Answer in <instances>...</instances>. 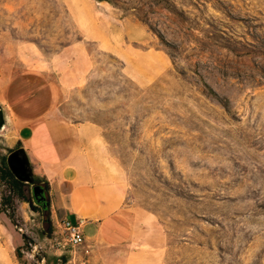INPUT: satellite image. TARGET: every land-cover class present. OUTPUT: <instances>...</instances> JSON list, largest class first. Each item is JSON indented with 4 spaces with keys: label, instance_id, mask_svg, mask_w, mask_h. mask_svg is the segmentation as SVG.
<instances>
[{
    "label": "rangeland",
    "instance_id": "374dc122",
    "mask_svg": "<svg viewBox=\"0 0 264 264\" xmlns=\"http://www.w3.org/2000/svg\"><path fill=\"white\" fill-rule=\"evenodd\" d=\"M0 106V166L43 115L100 126L141 220L73 249L0 179V264H264V0H0Z\"/></svg>",
    "mask_w": 264,
    "mask_h": 264
},
{
    "label": "crops",
    "instance_id": "0c3cea01",
    "mask_svg": "<svg viewBox=\"0 0 264 264\" xmlns=\"http://www.w3.org/2000/svg\"><path fill=\"white\" fill-rule=\"evenodd\" d=\"M16 144L32 175L49 185L50 218L57 228L62 220L80 223L84 244L92 247L125 251L141 244L140 216L125 203L123 176L100 126L56 124L43 115L19 131Z\"/></svg>",
    "mask_w": 264,
    "mask_h": 264
},
{
    "label": "trees",
    "instance_id": "16d2710c",
    "mask_svg": "<svg viewBox=\"0 0 264 264\" xmlns=\"http://www.w3.org/2000/svg\"><path fill=\"white\" fill-rule=\"evenodd\" d=\"M0 179L8 185V187L10 188V190L12 192H14L18 196H20L23 199V201L30 203V201L23 196V185L11 173V171L7 167L5 158H3L1 160ZM39 182H41V181H39ZM41 183L43 184V186L45 187V190H46L45 197L42 199H39V200H35L33 198V200L35 201V203L39 207V210H40L41 215H42L43 224L47 227H51L52 222H51V218H50V200H49V194H48L49 185L47 182H41ZM1 205L2 206L10 205V201L7 198L2 199ZM24 241H25V239H24ZM15 255H16V257H19L18 249L15 250Z\"/></svg>",
    "mask_w": 264,
    "mask_h": 264
},
{
    "label": "water",
    "instance_id": "95a60500",
    "mask_svg": "<svg viewBox=\"0 0 264 264\" xmlns=\"http://www.w3.org/2000/svg\"><path fill=\"white\" fill-rule=\"evenodd\" d=\"M5 129V116L0 106V132ZM6 164L14 177L20 182L32 183V172L29 167L28 159L22 149L12 151L6 158ZM37 189L34 190V196H37Z\"/></svg>",
    "mask_w": 264,
    "mask_h": 264
},
{
    "label": "built area",
    "instance_id": "2783aa9c",
    "mask_svg": "<svg viewBox=\"0 0 264 264\" xmlns=\"http://www.w3.org/2000/svg\"><path fill=\"white\" fill-rule=\"evenodd\" d=\"M58 229L63 235H65V240L73 249H76L84 244V236L80 223L62 220L58 223Z\"/></svg>",
    "mask_w": 264,
    "mask_h": 264
},
{
    "label": "flooded vegetation",
    "instance_id": "af4514ba",
    "mask_svg": "<svg viewBox=\"0 0 264 264\" xmlns=\"http://www.w3.org/2000/svg\"><path fill=\"white\" fill-rule=\"evenodd\" d=\"M21 183H26V182H21ZM30 186H31V191H32L33 198L35 200H39V199H42V198L45 197L46 190H45V187L43 186V184L41 182H39V181L34 179V181L32 183H30ZM35 188H39V189H37V196H34Z\"/></svg>",
    "mask_w": 264,
    "mask_h": 264
}]
</instances>
